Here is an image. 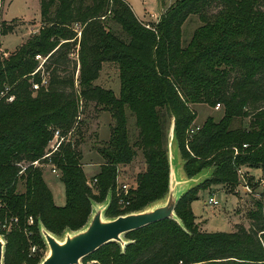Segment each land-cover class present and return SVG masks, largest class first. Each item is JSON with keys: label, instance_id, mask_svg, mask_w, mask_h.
I'll use <instances>...</instances> for the list:
<instances>
[{"label": "trees", "instance_id": "obj_1", "mask_svg": "<svg viewBox=\"0 0 264 264\" xmlns=\"http://www.w3.org/2000/svg\"><path fill=\"white\" fill-rule=\"evenodd\" d=\"M213 7L219 9L215 16ZM39 8L37 34L10 52L0 40V94L6 93L0 99V226L11 224L1 231L5 254L21 257L30 244L43 247L40 225L55 236L85 229L92 206L109 195L107 220L163 201L172 127L187 178L209 172L177 200L182 227L167 219L129 232L123 253L111 242L82 264H264V187L247 226L236 224L232 233L200 232L191 208L201 190H232L247 170L264 174V0H181L146 26L125 0H39ZM193 15L209 25L200 35L216 32V41L193 38L182 47L180 28ZM13 30L0 20V39ZM105 63L117 67L118 95L94 84ZM81 102L94 103L114 121L108 140L96 149L103 162L92 181L82 169L81 141H73L81 134ZM196 104L219 105L224 114L193 131L197 114L190 106ZM127 112L136 129L132 143ZM55 131L59 144L52 148ZM138 151L144 170L127 194H115L119 168ZM45 168L59 173L63 207L53 202Z\"/></svg>", "mask_w": 264, "mask_h": 264}, {"label": "rangeland", "instance_id": "obj_2", "mask_svg": "<svg viewBox=\"0 0 264 264\" xmlns=\"http://www.w3.org/2000/svg\"><path fill=\"white\" fill-rule=\"evenodd\" d=\"M128 5L131 7L133 13L141 21H148L146 18L147 13H153L156 16L160 15L162 10L165 11L175 5L178 1L181 0H125ZM211 15L215 16L218 14L219 9L213 7L211 10ZM162 16V15H161ZM160 16V17H161ZM153 19L149 22H142L145 26L148 23H158L160 20ZM5 19V20H4ZM0 20H8V24L14 25V30L11 34L2 37V49L5 51H13L21 45V42L26 41L29 37L38 33L41 28L40 24V8L39 0H3L0 5ZM209 25L206 24L202 19L197 15L189 16L186 21L181 26L179 41L181 42L182 47L186 46L193 41V38L197 41H216L217 33H209V35H200L205 32L206 28ZM76 52H72L70 55L71 59L76 58ZM42 60V59H40ZM42 64V61H40ZM40 64V65H41ZM224 67H221L219 70H223ZM97 86H100L104 89L111 90L115 95L119 93V78L116 65L112 63H105L102 67V70L99 74V78L94 83ZM197 114L194 123L192 124V130L196 131L197 127L202 124L207 118H212L214 121H219L223 114L224 110L222 107L218 109L212 108L206 104H196L190 106ZM80 124L79 129L81 134H75L74 140H80V144L77 149L80 150L82 154L81 164L82 169L85 173L88 181L99 172L100 165L103 160L101 156L97 153V147L101 146L109 138V129L110 126L114 124L113 119L111 118L110 113L102 111L100 107H96L94 103L80 105ZM128 117V130L129 136L131 138V143L134 141V135H136V129L134 126V119L131 117L130 113H126ZM249 121L244 120L245 127L248 126ZM172 126V124H171ZM172 127L170 132H168L169 145L167 147L168 157L171 161V169L180 172L179 182H185V184H177L178 181H175L173 174L169 178V193L172 191L174 195H181L186 192L189 188L194 187L199 184L202 180L206 179L209 175V172L200 173L192 178H187L183 171L184 161L181 159L176 145L172 141L171 134ZM52 168H45L44 170V181L52 193L53 202L58 207H63L65 205V192L62 183L59 180L58 175L51 173ZM144 170V160L140 151H138L137 157L133 162L125 167L119 168V173L117 175V188L115 189V194H117L118 189H121V186L124 184L133 186L136 176L139 172ZM171 170V172H173ZM244 171V170H243ZM243 173V172H242ZM257 173V172H256ZM260 174V172H258ZM264 175V174H263ZM258 175L260 178H253L251 175L244 177L240 180L238 187L227 190L222 186H211L206 190H201L198 193V200L194 201L191 205L193 215L195 217L196 224L200 232L203 233H232L234 226L236 224H241L247 226L248 212L254 208V203L261 199L260 194L263 191L264 187V176ZM245 176V175H244ZM189 182V183H188ZM188 183V184H187ZM24 184L19 181L17 185V193L24 192ZM153 205L151 210L157 206L165 205L167 198ZM209 198H213L217 201V205L208 204ZM111 196L101 204H94L91 209L90 219L93 214L98 210L103 212L102 219L107 221L104 217V211L106 205L110 203ZM122 206V204H121ZM122 208V207H121ZM104 210V211H103ZM174 220L180 227L182 224L180 221L175 218ZM88 225V224H87ZM10 222L5 221L3 225L0 226V239L3 241V259L2 264H41V262L46 259L49 255V248L43 237V231L51 234L59 243H63L67 236H71L77 232L65 233L62 236H55L49 231L45 230L42 225H40V237L43 242V247L33 246L30 244L28 252L21 257L13 256L11 253H6V239L1 235V231L8 230L10 228ZM84 230V229H83ZM82 231V230H80ZM78 231V232H80ZM29 243L30 240H28ZM131 241L121 237V242H115V248L119 249L122 253L125 251V247ZM89 264H96L95 260H90ZM82 264V261L80 262Z\"/></svg>", "mask_w": 264, "mask_h": 264}, {"label": "water", "instance_id": "obj_3", "mask_svg": "<svg viewBox=\"0 0 264 264\" xmlns=\"http://www.w3.org/2000/svg\"><path fill=\"white\" fill-rule=\"evenodd\" d=\"M181 195H174L170 191L165 205L141 213L120 216L114 220L103 221V212L98 210L93 214L84 230L67 236L63 243H59L51 234L43 231L42 234L50 252L41 264H80L83 258L95 253L103 246L111 242H121V237L129 232L163 220L175 219L174 209ZM106 208L107 205L105 210ZM3 249L4 244L0 239V264H2Z\"/></svg>", "mask_w": 264, "mask_h": 264}, {"label": "built area", "instance_id": "obj_4", "mask_svg": "<svg viewBox=\"0 0 264 264\" xmlns=\"http://www.w3.org/2000/svg\"><path fill=\"white\" fill-rule=\"evenodd\" d=\"M40 59H42L40 56H36V60H38V61H42V60H40ZM46 84V81H45V79H43L42 80V85H45ZM33 90L34 91H36V90H38V88H39V86L37 85V84H34L33 86ZM6 95V93L5 92H3V93H1L0 94V99L2 98V97H4ZM14 100V97L13 96H8L7 97V99H6V102H8V103H11L12 101ZM220 106L219 105H217L216 107H215V109H218ZM60 137V133H59V131H55L54 132V134H53V141L51 142V147L53 148V146H54V144L55 143H57V145L59 144V141H58V138ZM51 173L52 174H55V175H58L57 174V170L55 169V168H52L51 169ZM96 182V180H94L93 181V184ZM129 185H127V184H124V185H122L121 186V190H122V192L124 193V194H127V192L129 191ZM208 204H210V205H217L218 203H217V201H215L213 198H209V200H208ZM29 223L30 224H32V220H31V218H30V221H29Z\"/></svg>", "mask_w": 264, "mask_h": 264}, {"label": "crops", "instance_id": "obj_5", "mask_svg": "<svg viewBox=\"0 0 264 264\" xmlns=\"http://www.w3.org/2000/svg\"><path fill=\"white\" fill-rule=\"evenodd\" d=\"M5 1V0H4ZM166 9V8H165ZM165 9L164 10H162V12H161V14L160 15H158V16H156L155 14H153V13H147V15H146V18L148 19V21H141L140 19H138V17L136 16V18L140 21V22H149V21H151V20H153V19H158L164 12H165ZM5 20V19H4ZM7 22H9L8 20H6ZM23 42H21L20 44H22ZM204 123V122H203ZM202 123V124H203ZM202 124H200L199 125V127L202 125ZM172 131V130H171ZM172 134V133H171ZM172 170V169H171ZM173 172H171V174H173V176L175 177V181L177 182H179L180 180H177V179H180V172L179 171H176V170H172ZM245 172H248L249 173V175H251L253 178H260V176H258V175H260L258 172H260V171H258V170H247V171H245ZM257 172V173H256ZM242 179V178H241ZM185 184V182H182V180H181V182H179V183H177V184ZM189 183V182H188ZM187 183V184H188ZM238 186H240V185H238ZM237 186V187H238Z\"/></svg>", "mask_w": 264, "mask_h": 264}]
</instances>
